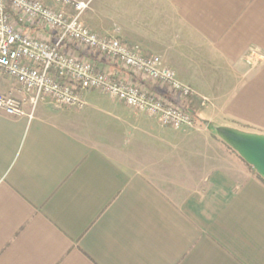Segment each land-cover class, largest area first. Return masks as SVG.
<instances>
[{"label":"crops","instance_id":"obj_1","mask_svg":"<svg viewBox=\"0 0 264 264\" xmlns=\"http://www.w3.org/2000/svg\"><path fill=\"white\" fill-rule=\"evenodd\" d=\"M76 1L86 25L161 57L192 88L196 124L264 135L253 55L264 57V0ZM83 103L114 123L126 112L98 93ZM63 110L68 121L46 102L33 118L0 112V264H264V179L222 139L228 167L176 200L78 136L75 109Z\"/></svg>","mask_w":264,"mask_h":264},{"label":"built area","instance_id":"obj_2","mask_svg":"<svg viewBox=\"0 0 264 264\" xmlns=\"http://www.w3.org/2000/svg\"><path fill=\"white\" fill-rule=\"evenodd\" d=\"M85 9L76 0H0V74L22 94L1 95L0 112L33 118L45 101L78 109L91 92L165 128L193 127L192 88L161 57L91 29L83 21Z\"/></svg>","mask_w":264,"mask_h":264},{"label":"rangeland","instance_id":"obj_3","mask_svg":"<svg viewBox=\"0 0 264 264\" xmlns=\"http://www.w3.org/2000/svg\"><path fill=\"white\" fill-rule=\"evenodd\" d=\"M17 88L11 79L0 74V96L11 95ZM45 102L47 107L61 115V121H68L66 115L69 111ZM73 112L69 117V121H73L70 126L78 136L93 143L97 150L119 166L144 169L176 200L182 190L188 195L190 188L203 184L206 173L228 167L223 157L226 144L201 124L165 128L152 117L127 108L125 114L119 116L118 123H114L103 109L91 103H85Z\"/></svg>","mask_w":264,"mask_h":264},{"label":"water","instance_id":"obj_4","mask_svg":"<svg viewBox=\"0 0 264 264\" xmlns=\"http://www.w3.org/2000/svg\"><path fill=\"white\" fill-rule=\"evenodd\" d=\"M208 128L252 165L264 179V135L243 132L215 123H209Z\"/></svg>","mask_w":264,"mask_h":264},{"label":"trees","instance_id":"obj_5","mask_svg":"<svg viewBox=\"0 0 264 264\" xmlns=\"http://www.w3.org/2000/svg\"><path fill=\"white\" fill-rule=\"evenodd\" d=\"M190 108L197 114L198 117L197 122H199L201 120L199 114L203 109V102L193 97L191 100Z\"/></svg>","mask_w":264,"mask_h":264}]
</instances>
